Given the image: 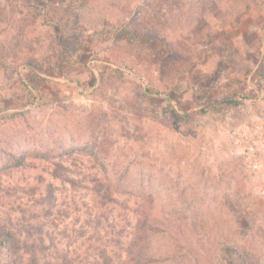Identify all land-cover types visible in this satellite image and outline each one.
Segmentation results:
<instances>
[{"label": "rangeland", "instance_id": "374dc122", "mask_svg": "<svg viewBox=\"0 0 264 264\" xmlns=\"http://www.w3.org/2000/svg\"><path fill=\"white\" fill-rule=\"evenodd\" d=\"M141 216L149 264H264V0H0V225L134 264Z\"/></svg>", "mask_w": 264, "mask_h": 264}, {"label": "trees", "instance_id": "16d2710c", "mask_svg": "<svg viewBox=\"0 0 264 264\" xmlns=\"http://www.w3.org/2000/svg\"><path fill=\"white\" fill-rule=\"evenodd\" d=\"M125 32L126 31L123 30V33ZM138 35L144 43L167 45L168 40L159 33L138 31ZM126 36H129V34L127 33ZM73 39L74 38L65 35L63 32H60L59 42L64 48L71 49V41ZM117 39H120V37ZM146 90L149 94H154L150 87L146 86ZM231 103L233 102L231 101ZM14 159H16V165L24 164V158L14 157ZM49 188L52 190V187ZM147 221V217L144 218L141 216L139 218L135 237L131 243V259L134 264H149L157 259L155 254L151 252L152 250L149 246V236H147V234L148 230H151V228L148 226ZM34 230L37 232L39 229L38 227L30 225L28 228L24 226L19 233H16L13 232L9 226L0 225V249L3 253H6L5 264H40L39 255L45 252V249H42L39 245V242H43L41 237L40 240H38L37 237L34 239ZM24 233H26L27 236L25 239H22Z\"/></svg>", "mask_w": 264, "mask_h": 264}]
</instances>
